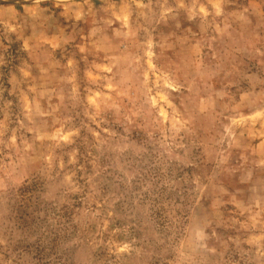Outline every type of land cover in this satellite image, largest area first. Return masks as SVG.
Wrapping results in <instances>:
<instances>
[{
    "label": "rangeland",
    "instance_id": "obj_1",
    "mask_svg": "<svg viewBox=\"0 0 264 264\" xmlns=\"http://www.w3.org/2000/svg\"><path fill=\"white\" fill-rule=\"evenodd\" d=\"M0 264H264V0L1 3Z\"/></svg>",
    "mask_w": 264,
    "mask_h": 264
},
{
    "label": "water",
    "instance_id": "obj_2",
    "mask_svg": "<svg viewBox=\"0 0 264 264\" xmlns=\"http://www.w3.org/2000/svg\"><path fill=\"white\" fill-rule=\"evenodd\" d=\"M20 2H25V0H0L1 3H20Z\"/></svg>",
    "mask_w": 264,
    "mask_h": 264
},
{
    "label": "bare ground",
    "instance_id": "obj_3",
    "mask_svg": "<svg viewBox=\"0 0 264 264\" xmlns=\"http://www.w3.org/2000/svg\"><path fill=\"white\" fill-rule=\"evenodd\" d=\"M25 1H27V0H25ZM61 1H64V0H61Z\"/></svg>",
    "mask_w": 264,
    "mask_h": 264
}]
</instances>
